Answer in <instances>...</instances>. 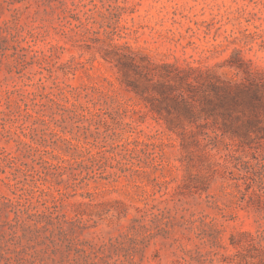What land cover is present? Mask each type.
Returning a JSON list of instances; mask_svg holds the SVG:
<instances>
[{"label": "rangeland", "instance_id": "1", "mask_svg": "<svg viewBox=\"0 0 264 264\" xmlns=\"http://www.w3.org/2000/svg\"><path fill=\"white\" fill-rule=\"evenodd\" d=\"M235 53L264 73V0H0V198L59 215L0 264H264V139L162 92Z\"/></svg>", "mask_w": 264, "mask_h": 264}, {"label": "trees", "instance_id": "2", "mask_svg": "<svg viewBox=\"0 0 264 264\" xmlns=\"http://www.w3.org/2000/svg\"><path fill=\"white\" fill-rule=\"evenodd\" d=\"M115 64L124 65L125 62ZM228 66L235 69L231 76L218 75L197 66L179 68L163 63L168 79L162 92L168 96V90H176L171 97L182 103V108L176 110L177 115L183 114L189 124H195L197 110H200L206 118L223 117L228 121H224L223 125H228V131L232 134L242 128L251 139H264V73L252 70L238 53L231 56ZM161 110L158 109V112L161 113ZM211 132L199 131L213 145L221 140V135L226 134V130L221 134L215 129ZM17 197L20 198V194ZM18 202L0 198V258L7 261L16 257L15 252L26 251L33 257L36 250L30 247V241L38 239L40 232L54 225L53 219L59 217L49 207L42 211H31L26 203ZM17 205L24 206L25 218L15 208ZM9 212H13L14 216L8 221L2 220V216L7 217ZM10 243L13 244L11 249ZM29 249L31 251L28 252Z\"/></svg>", "mask_w": 264, "mask_h": 264}]
</instances>
